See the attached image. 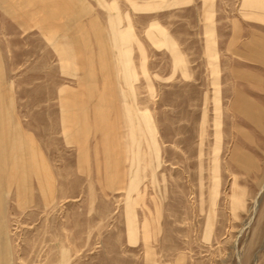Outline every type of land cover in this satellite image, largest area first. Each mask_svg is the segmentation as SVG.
Returning <instances> with one entry per match:
<instances>
[{
	"label": "rangeland",
	"instance_id": "1",
	"mask_svg": "<svg viewBox=\"0 0 264 264\" xmlns=\"http://www.w3.org/2000/svg\"><path fill=\"white\" fill-rule=\"evenodd\" d=\"M0 264H264V0H0Z\"/></svg>",
	"mask_w": 264,
	"mask_h": 264
},
{
	"label": "crops",
	"instance_id": "2",
	"mask_svg": "<svg viewBox=\"0 0 264 264\" xmlns=\"http://www.w3.org/2000/svg\"><path fill=\"white\" fill-rule=\"evenodd\" d=\"M3 228H4V227H3V225H2V224H0V234H1V235L3 234V233H2V232H3V230H4Z\"/></svg>",
	"mask_w": 264,
	"mask_h": 264
},
{
	"label": "bare ground",
	"instance_id": "3",
	"mask_svg": "<svg viewBox=\"0 0 264 264\" xmlns=\"http://www.w3.org/2000/svg\"><path fill=\"white\" fill-rule=\"evenodd\" d=\"M2 233H4V230H3V232H2ZM5 264H8V262L6 261V262H5Z\"/></svg>",
	"mask_w": 264,
	"mask_h": 264
}]
</instances>
